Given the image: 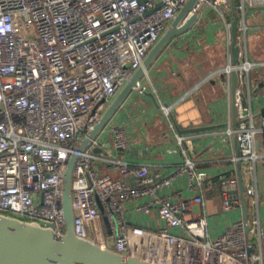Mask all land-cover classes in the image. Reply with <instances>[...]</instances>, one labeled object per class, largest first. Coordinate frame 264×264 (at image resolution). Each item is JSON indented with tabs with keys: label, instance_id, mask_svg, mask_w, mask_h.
<instances>
[{
	"label": "built area",
	"instance_id": "built-area-1",
	"mask_svg": "<svg viewBox=\"0 0 264 264\" xmlns=\"http://www.w3.org/2000/svg\"><path fill=\"white\" fill-rule=\"evenodd\" d=\"M187 1L0 0V213L64 234V176L70 157L78 153L72 197L80 237L101 245L113 241L120 253L158 264H255L261 259L260 243L250 237V232L260 239L264 234L257 218L241 217L210 237L207 213L196 205H205V185L214 180L196 167L193 144L176 130L168 105L162 108L185 155L172 173L114 156L107 139L96 137L78 150ZM230 1L197 0L190 13L200 14L209 5L224 14L222 7ZM257 2L264 0H241L239 7ZM228 39L232 42L231 33ZM250 66L238 65L242 72ZM234 67L230 54L227 72ZM237 104L239 124L228 133L239 141L236 160L253 166L264 160V113L244 106L239 95ZM112 133L114 146L126 150V129L114 126ZM97 159L108 161L119 176L100 174ZM182 175L191 197L162 193ZM221 185L223 210L242 208L238 175L223 178ZM255 193L254 185L246 186L248 197ZM128 204L133 213L155 211L163 225L148 229L131 221Z\"/></svg>",
	"mask_w": 264,
	"mask_h": 264
},
{
	"label": "crops",
	"instance_id": "crops-1",
	"mask_svg": "<svg viewBox=\"0 0 264 264\" xmlns=\"http://www.w3.org/2000/svg\"><path fill=\"white\" fill-rule=\"evenodd\" d=\"M236 3L239 14L238 65L251 63L250 68L243 69V72L236 66L240 74L237 96L244 106L258 114L264 112V3L248 5L245 10L239 7L241 0ZM222 9L224 14L206 5L188 31L170 40L146 69L139 85L97 136L99 140L110 142L114 156L132 164H146L151 171L167 175L185 160L171 127L172 118L176 130L193 144L196 167L207 171L214 180L212 184L205 185V205H196V209L207 213L211 238L243 217L242 208L224 211L221 204L222 179L238 175L236 136L229 134L228 129L239 124L238 117V123L234 125L232 71L227 72L229 55L232 56V42L228 39L229 33L232 34L228 23L232 28L234 19L231 1ZM163 105L170 107L173 117L165 114ZM114 126L126 129L130 140L126 150L114 146ZM197 127L203 128L187 130ZM95 152L100 153V148ZM95 167L100 174L119 176V172L112 169L106 160L97 159ZM242 172L246 186L252 184L256 190L249 197V218H257L264 230V160L253 166L242 163ZM162 193L172 194L175 199L193 195L187 188V175L176 178ZM126 207L131 211V221L148 229L163 225L155 211L151 215L133 213L130 204ZM172 231L184 233L181 228H173ZM250 237L260 243L258 253L261 259L255 264H264V234L260 239L258 233L250 232Z\"/></svg>",
	"mask_w": 264,
	"mask_h": 264
},
{
	"label": "water",
	"instance_id": "water-1",
	"mask_svg": "<svg viewBox=\"0 0 264 264\" xmlns=\"http://www.w3.org/2000/svg\"><path fill=\"white\" fill-rule=\"evenodd\" d=\"M237 0H231L234 19L232 21V63L238 66L240 46L238 45L239 14ZM197 0H188L180 9L177 16L161 34L157 42L151 47L142 64L138 65L129 80L103 112L98 122L90 131L88 137L78 147L87 148L111 121L114 114L124 103L162 49L174 37L188 31L198 19V12H191ZM225 76V75H224ZM232 106L234 125L238 123L239 108L237 104V90L240 74L236 67L231 72ZM264 113V112H263ZM197 127L192 130H201ZM182 131V130H181ZM237 155L240 154L239 141L236 138ZM79 154L74 153L68 162L63 183V204L66 213V231L56 233L52 228L42 226L37 222L27 221L15 216L0 213V264H158L137 254H123L115 250L113 241L101 245L93 238L80 237L75 231V212L73 207L72 186L74 168ZM243 218H249L250 199L246 194V184L242 172V162H238ZM250 227H248L249 230Z\"/></svg>",
	"mask_w": 264,
	"mask_h": 264
},
{
	"label": "rangeland",
	"instance_id": "rangeland-1",
	"mask_svg": "<svg viewBox=\"0 0 264 264\" xmlns=\"http://www.w3.org/2000/svg\"><path fill=\"white\" fill-rule=\"evenodd\" d=\"M105 232L108 233V229H107V227H105Z\"/></svg>",
	"mask_w": 264,
	"mask_h": 264
}]
</instances>
